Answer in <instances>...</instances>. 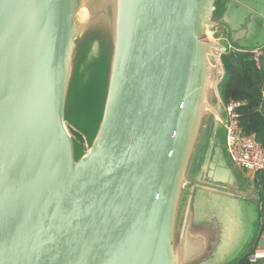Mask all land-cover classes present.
<instances>
[{"label": "water", "instance_id": "obj_1", "mask_svg": "<svg viewBox=\"0 0 264 264\" xmlns=\"http://www.w3.org/2000/svg\"><path fill=\"white\" fill-rule=\"evenodd\" d=\"M99 34L108 70L88 139L67 107ZM236 52L264 68V0H0V264L248 256L259 194L230 168L219 90Z\"/></svg>", "mask_w": 264, "mask_h": 264}, {"label": "rangeland", "instance_id": "obj_2", "mask_svg": "<svg viewBox=\"0 0 264 264\" xmlns=\"http://www.w3.org/2000/svg\"><path fill=\"white\" fill-rule=\"evenodd\" d=\"M99 35L100 42L95 46L90 47L89 44L85 43L80 46L79 59L81 63L80 65L78 63L75 77L72 79L69 93V103L71 105L67 107V117L88 139L95 134L100 120V108L103 101L108 70L109 48L104 36L102 34ZM71 131L84 144L82 137L80 136L81 138H79L76 132L72 129ZM82 144L75 141L76 155L81 154L83 150ZM253 208L256 211L254 220L252 219V214L250 213L249 215L251 221L253 220L256 226L257 218L260 224L261 212L257 207ZM244 247L238 251L243 250ZM255 249H257V246H254L252 251ZM236 255L237 252L230 254V263H233Z\"/></svg>", "mask_w": 264, "mask_h": 264}, {"label": "trees", "instance_id": "obj_3", "mask_svg": "<svg viewBox=\"0 0 264 264\" xmlns=\"http://www.w3.org/2000/svg\"><path fill=\"white\" fill-rule=\"evenodd\" d=\"M236 58L237 64L223 56L225 73L219 90L225 103L240 102L238 126L264 148V68L256 65L252 53L236 52ZM239 264H264V260L252 262L248 255Z\"/></svg>", "mask_w": 264, "mask_h": 264}, {"label": "built area", "instance_id": "obj_4", "mask_svg": "<svg viewBox=\"0 0 264 264\" xmlns=\"http://www.w3.org/2000/svg\"><path fill=\"white\" fill-rule=\"evenodd\" d=\"M259 53L252 54V59L259 65ZM239 101L230 100L225 103L228 114L227 144L232 159L243 169L256 175L261 201V231L258 238L257 249L249 254V260L256 262L264 260V148L252 135L244 134L238 126Z\"/></svg>", "mask_w": 264, "mask_h": 264}, {"label": "crops", "instance_id": "obj_5", "mask_svg": "<svg viewBox=\"0 0 264 264\" xmlns=\"http://www.w3.org/2000/svg\"><path fill=\"white\" fill-rule=\"evenodd\" d=\"M259 66H260V64H259ZM229 164H230V162H229ZM230 168L233 171L238 172V175L243 178V181H244L246 187L248 188L249 192L254 193L255 187L257 188V191L259 194V210H260L261 192H260V187H259L258 181L256 179V175L252 174L251 172L246 171L245 169H243L241 167L238 168L237 166H234L231 164H230ZM188 192L186 193V195L188 194ZM261 228H262V225H261V221H260V229H259L260 231H261ZM260 231H259V234H260ZM254 246H257V243Z\"/></svg>", "mask_w": 264, "mask_h": 264}, {"label": "bare ground", "instance_id": "obj_6", "mask_svg": "<svg viewBox=\"0 0 264 264\" xmlns=\"http://www.w3.org/2000/svg\"><path fill=\"white\" fill-rule=\"evenodd\" d=\"M85 16H86L85 9H81L80 14L79 13L77 14L76 19L79 21V20H81V17H85ZM75 22H76V20H75Z\"/></svg>", "mask_w": 264, "mask_h": 264}]
</instances>
